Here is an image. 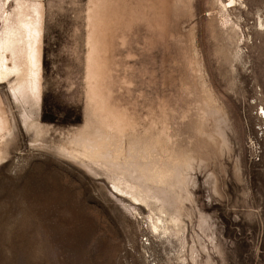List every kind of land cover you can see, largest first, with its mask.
<instances>
[{"label": "rangeland", "instance_id": "374dc122", "mask_svg": "<svg viewBox=\"0 0 264 264\" xmlns=\"http://www.w3.org/2000/svg\"><path fill=\"white\" fill-rule=\"evenodd\" d=\"M22 1L40 76L0 83V264H264V0H0V36Z\"/></svg>", "mask_w": 264, "mask_h": 264}, {"label": "bare ground", "instance_id": "6f19581e", "mask_svg": "<svg viewBox=\"0 0 264 264\" xmlns=\"http://www.w3.org/2000/svg\"><path fill=\"white\" fill-rule=\"evenodd\" d=\"M40 11L38 3L27 4L23 1L18 3L16 10L6 19V27L0 36V83L9 81L11 77L14 78L10 91L18 102L25 103L31 98L38 96L37 85L40 76V43L42 33ZM31 126L34 127L33 124ZM9 137L10 127L0 122V164L7 158ZM84 148L85 152L73 151L68 152V154L76 158L91 161L93 165L101 166L100 168H102L104 165L99 160L101 158L103 160L105 157H101L102 155H97V153L93 157L94 155L92 156L91 153L86 152L88 150L95 151V146L93 148L89 143L85 144ZM99 152L102 151L99 150ZM114 165L111 166L114 167ZM114 173L116 172L114 171ZM113 185L118 192L128 191V195L134 199L143 197V191L141 192L142 194H139L133 185L129 184L130 186L127 185L122 188L118 180L113 182Z\"/></svg>", "mask_w": 264, "mask_h": 264}]
</instances>
